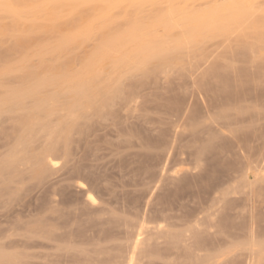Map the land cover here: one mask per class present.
I'll return each instance as SVG.
<instances>
[{"label": "rangeland", "instance_id": "rangeland-1", "mask_svg": "<svg viewBox=\"0 0 264 264\" xmlns=\"http://www.w3.org/2000/svg\"><path fill=\"white\" fill-rule=\"evenodd\" d=\"M0 264H264V0H0Z\"/></svg>", "mask_w": 264, "mask_h": 264}, {"label": "bare ground", "instance_id": "bare-ground-1", "mask_svg": "<svg viewBox=\"0 0 264 264\" xmlns=\"http://www.w3.org/2000/svg\"><path fill=\"white\" fill-rule=\"evenodd\" d=\"M197 5V4H196ZM222 9V8H221ZM215 10H217V9H215ZM247 13V12H246ZM229 14V13H228ZM221 16V15H220ZM235 16V15H234ZM251 23V22H250ZM128 29V28H127ZM185 29V28H184ZM237 29V28H236ZM194 32V31H193ZM191 33V32H190ZM148 34V33H147ZM249 34V33H248ZM255 34V33H254ZM123 35V34H122ZM122 35H120V36H122ZM251 35V34H250ZM140 36H141V34H140ZM172 36V35H171ZM138 37V36H137ZM182 37V36H181ZM242 37H244V36H242ZM133 38H134V36H133ZM139 38V37H138ZM259 38V37H258ZM129 39V38H128ZM140 39V38H139ZM116 40V39H115ZM141 40H142V36H141ZM146 40V39H145ZM117 41V40H116ZM125 41V40H124ZM144 41V40H143ZM142 41V42H143ZM146 41H149V40H146ZM228 41V40H227ZM130 42V41H129ZM133 42V41H132ZM141 42V43H142ZM203 42V41H202ZM201 42V43H202ZM147 43V42H146ZM120 44H122L121 42H120ZM137 44H139V43H137ZM148 44V43H147ZM223 44V43H222ZM196 45V44H195ZM151 47V46H150ZM149 46L147 47L148 49L150 48ZM154 47V46H153ZM135 48V47H134ZM145 47L143 46V49H144ZM150 49H152V48H150ZM158 49H160V48H158ZM130 50H131V48H130ZM138 50H140V53H142V52H144V50H142V47H139L138 48ZM152 51H153V49H152ZM129 52V51H128ZM131 52V51H130ZM225 52V51H224ZM132 53V52H131ZM187 53V52H186ZM246 53V52H245ZM139 54V53H138ZM137 54V55H138ZM133 56V55H132ZM131 56V57H132ZM149 56V55H148ZM159 56V55H158ZM161 56V55H160ZM150 57V56H149ZM162 57V56H161ZM139 58V57H138ZM152 58V57H151ZM141 59V58H140ZM143 60V59H142ZM163 60V59H162ZM120 61V60H119ZM118 61V62H119ZM123 61V60H122ZM144 61V60H143ZM117 62V61H116ZM168 62V61H167ZM97 63V62H96ZM132 63V62H131ZM127 69V68H126ZM99 71H97V73H98ZM112 76V75H111ZM86 77V76H85ZM121 78V77H120ZM86 82V80H83V82ZM82 81H81V83H82V85H80L81 83H79V86H77V85H75V86H77V88H75V90H74V93L73 92H71L72 90H70V93H73V94H75V95H78L79 97H82V94H84L85 92H86V89H85V84L83 83ZM88 82V81H87ZM73 86V85H72ZM71 86V87H72ZM216 86V85H215ZM87 88V87H86ZM72 89V88H71ZM88 90V89H87ZM217 90V89H216ZM223 90V89H222ZM26 93V92H25ZM28 93H26L25 95H27ZM226 94V93H225ZM86 95V94H85ZM71 97V98H70ZM69 97V100H73L74 99V95L73 96H70ZM224 98V97H223ZM48 102V101H47ZM73 103V102H72ZM71 102L69 103L70 104V106H71V104H72ZM79 103V102H78ZM73 104H75V103H73ZM224 118V117H223ZM53 152V151H52ZM90 196V195H89ZM89 196H87V198L89 197ZM91 197H92V195H91ZM90 199V198H89ZM88 199V200H89ZM93 199V198H92ZM92 199H90V201L92 200ZM94 200V199H93Z\"/></svg>", "mask_w": 264, "mask_h": 264}]
</instances>
